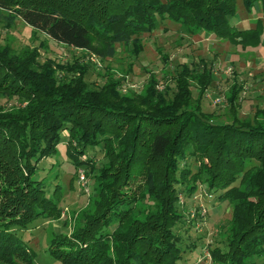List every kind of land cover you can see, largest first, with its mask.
<instances>
[{"label": "trees", "instance_id": "1", "mask_svg": "<svg viewBox=\"0 0 264 264\" xmlns=\"http://www.w3.org/2000/svg\"><path fill=\"white\" fill-rule=\"evenodd\" d=\"M256 2L264 13V0H243L247 9ZM234 5L235 0H0V16L7 24L21 19L59 44L101 58L166 18L242 47L264 43L261 28L231 22ZM188 70L173 78L175 88L146 87L144 110L138 111L111 103L108 92L83 91L81 81L56 86L48 64L38 72L32 60L0 48V93L28 99L23 109L0 110V260L16 257L29 264L31 251L17 229L60 213V184L50 189L38 164L66 139L70 163L89 173L99 205L92 213L82 211L71 232H54L49 253L61 264H178L198 239L190 236L192 224L185 222L178 197H190L197 181L231 207L232 224L221 245L210 249L214 264H264V108L260 122L210 118L199 104L209 78L199 79L194 96ZM98 146L108 165L89 155L80 158ZM188 159L196 163L194 171ZM137 200L146 205L142 219L133 217Z\"/></svg>", "mask_w": 264, "mask_h": 264}, {"label": "rangeland", "instance_id": "2", "mask_svg": "<svg viewBox=\"0 0 264 264\" xmlns=\"http://www.w3.org/2000/svg\"><path fill=\"white\" fill-rule=\"evenodd\" d=\"M231 22L238 28H261L260 40L263 42L264 13L260 2L247 9L243 0H235ZM0 48L24 60H32L38 72L48 64L56 86L81 81L83 91L96 96L108 92L111 103L138 111L144 110L146 87L154 84L158 92L167 85L175 88L173 78L186 67L191 73L186 78L194 96L196 87L201 86L199 79L206 74L209 78L201 91L199 104L210 118L227 122L233 119L262 121L259 110L264 108V43L242 47L226 37L184 28L166 18L161 20L159 28L141 34L138 41L115 44L114 55L101 58L93 51L59 44L21 19L7 24L0 16ZM4 95L0 93V110L27 106L26 97ZM62 136L67 137L68 131L64 130ZM114 143L112 150H117ZM66 148L64 139L53 157L38 164L39 170H43L40 175L45 176L50 189L60 184V213L52 219L36 218L28 228L16 231L31 251L29 264H61L49 253V241L54 232H71L82 211L92 213L99 205V197L92 189V178L82 167L74 169ZM88 155L99 163L103 161L108 165L111 162L99 146L90 148L88 154L80 158L84 160ZM188 161L194 171L196 163ZM112 163L118 161L113 159ZM139 180L140 177L132 187ZM196 185L190 197L183 192L178 197L180 209L187 218L185 222L192 224L190 236L198 237L196 246L186 250L178 264H214L210 249L213 245H221L232 224L229 204L218 202L214 194L209 196L202 181H197ZM132 206L133 217L142 219L146 205L137 200ZM14 262L25 264L16 257L0 260V264Z\"/></svg>", "mask_w": 264, "mask_h": 264}]
</instances>
